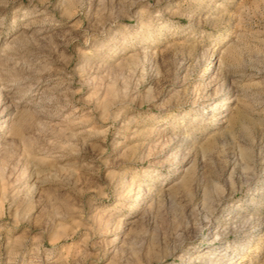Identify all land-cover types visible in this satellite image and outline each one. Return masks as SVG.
I'll list each match as a JSON object with an SVG mask.
<instances>
[{
	"label": "rangeland",
	"instance_id": "374dc122",
	"mask_svg": "<svg viewBox=\"0 0 264 264\" xmlns=\"http://www.w3.org/2000/svg\"><path fill=\"white\" fill-rule=\"evenodd\" d=\"M0 264H264V0H0Z\"/></svg>",
	"mask_w": 264,
	"mask_h": 264
}]
</instances>
